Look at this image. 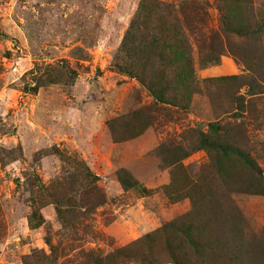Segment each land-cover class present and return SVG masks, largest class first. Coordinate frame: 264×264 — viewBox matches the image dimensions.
<instances>
[{"label": "rangeland", "instance_id": "374dc122", "mask_svg": "<svg viewBox=\"0 0 264 264\" xmlns=\"http://www.w3.org/2000/svg\"><path fill=\"white\" fill-rule=\"evenodd\" d=\"M155 1L194 28L180 107L125 72L141 0H0V264H264V0Z\"/></svg>", "mask_w": 264, "mask_h": 264}, {"label": "trees", "instance_id": "16d2710c", "mask_svg": "<svg viewBox=\"0 0 264 264\" xmlns=\"http://www.w3.org/2000/svg\"><path fill=\"white\" fill-rule=\"evenodd\" d=\"M185 1L186 0H184V3ZM205 1L206 0H202L201 2L206 3ZM161 5L162 4H159V2L155 0H141L139 3L138 11L126 32L121 50H127L125 52L129 51L133 56L136 54L135 57L139 58L141 61V68H137L135 72H133L134 70L128 67L125 72L129 75L132 74L143 86L150 89L153 88L155 91L152 92V96L161 103L180 107L183 105L175 101L177 95L182 94V98L184 99L185 97L186 101H188L189 97H187L185 90L192 88L191 85L194 80V68L192 66L189 46L185 42V39L184 41L182 39L186 38L184 36L194 28H191V25L188 26L185 22H179L177 19H175V22L169 24L163 22L162 26L159 24L157 27L158 31L152 28V23H150V27L147 23L138 25L137 20L140 16L153 15L157 10L161 9ZM170 13L171 11L169 10V14ZM221 23L222 26L226 27L225 29L221 26L219 30L214 24L209 22V24H206V27H202L203 32L208 33L211 37H215L216 40L219 35L221 39V36L229 33L235 34L238 37L247 38L248 36L250 38V34H255V31L253 34V27H250L251 23H248V21L242 22L235 17H230L226 19L223 18ZM140 28H142L145 33L142 34L140 41H138L135 36ZM147 37H149V41L145 44L144 42ZM209 47L210 51L207 53L208 63L216 64L224 48L216 43H211ZM157 66L160 67L161 74L158 78H156V76L153 77L151 73V69ZM148 71L150 72L149 75L147 74ZM180 88H183L181 90L184 91L180 92ZM192 91L194 92V90ZM118 179L123 186H129L133 189L140 187L141 191L144 193L147 191L146 188L137 182H131L127 185L125 179L120 176Z\"/></svg>", "mask_w": 264, "mask_h": 264}]
</instances>
